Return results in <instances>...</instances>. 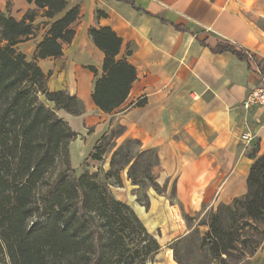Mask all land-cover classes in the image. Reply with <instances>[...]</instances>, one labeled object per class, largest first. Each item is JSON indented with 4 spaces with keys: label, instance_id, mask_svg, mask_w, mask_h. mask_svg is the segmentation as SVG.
<instances>
[{
    "label": "trees",
    "instance_id": "16d2710c",
    "mask_svg": "<svg viewBox=\"0 0 264 264\" xmlns=\"http://www.w3.org/2000/svg\"><path fill=\"white\" fill-rule=\"evenodd\" d=\"M69 1L35 0L45 19L64 14L44 25L32 60L17 46L35 36L37 12L29 10L20 20L0 13V264H153L161 246L134 211L116 200L84 163L72 168L69 145L77 134L58 112L80 116L83 105L64 91H48L47 76L37 64L59 58L62 43L72 41L79 8L67 9ZM120 1L134 6L132 0ZM89 35L103 53L102 75L91 99L99 111L110 114L125 103L136 72L117 60L121 39L110 28L91 29ZM211 52L257 65L253 55L237 46L218 44ZM87 69L97 76L94 67ZM122 132L117 127L104 134L88 158L101 161L106 146ZM256 152L249 153L253 162L245 194L200 219L197 226L207 227L204 235L194 228L169 246L177 264H184L179 254L193 252L199 253L194 264H241L264 256V154L256 157ZM158 163L154 150L126 140L113 152L104 177L120 185L119 173L128 168L131 184L143 188L149 181L156 190L151 173Z\"/></svg>",
    "mask_w": 264,
    "mask_h": 264
},
{
    "label": "crops",
    "instance_id": "0c3cea01",
    "mask_svg": "<svg viewBox=\"0 0 264 264\" xmlns=\"http://www.w3.org/2000/svg\"><path fill=\"white\" fill-rule=\"evenodd\" d=\"M132 1L134 6L120 0H70L67 9L79 8L71 25L72 41L62 43L59 58L37 64L43 73L49 60L67 64V75L50 79V73L45 74L47 86L50 92L76 96L87 111L84 122L96 116L91 139L114 126L122 127L119 145L137 140L142 150L156 152L162 182L174 177V205L169 221L160 222L151 235L173 243L194 228L206 233L207 227L197 226L198 221L218 205H229L245 194L253 162L249 153L257 148L256 157L264 154V106L238 110L264 76L259 62L264 56V0ZM34 2L0 0V13L7 11L20 20L29 10L36 11L33 26L44 22L43 32L46 23L64 14L45 19L44 10ZM104 27L121 39L117 60L126 61L136 72L125 103L110 114L99 111L91 99L95 80L102 75L103 53L94 46L89 31ZM218 44L243 49L256 58L257 65L249 66L229 53H212ZM88 67L96 69V77ZM140 101L141 107L134 106ZM60 113L73 132L81 128L73 116ZM245 131L252 137L248 145L240 141ZM75 143L76 139L69 147L72 168L81 166L86 154ZM186 218L193 219L190 227ZM160 246L154 264H176L169 257L171 250L164 258L165 246Z\"/></svg>",
    "mask_w": 264,
    "mask_h": 264
},
{
    "label": "rangeland",
    "instance_id": "374dc122",
    "mask_svg": "<svg viewBox=\"0 0 264 264\" xmlns=\"http://www.w3.org/2000/svg\"><path fill=\"white\" fill-rule=\"evenodd\" d=\"M9 7V4H7V8ZM7 11H5L3 14H6ZM42 24L44 22L38 21L35 23V27L38 26L37 29H35V36L28 41H25L21 43L20 45L17 46V49L21 51L22 53L25 54L26 58L28 60H32L35 55V49L37 42L41 39V37L44 35L43 28H41ZM264 56L259 57V60H261ZM67 75L69 72L68 66L65 62H63L62 59H57V60H49L47 62V66L44 68V74L50 73V76L48 78H54L56 76L61 75L64 73ZM49 80V79H48ZM260 82L252 89L247 92L245 95L243 101L241 102L240 106L238 107L239 112H244L242 110V103L246 99L247 95L251 93L254 89L258 88L260 86ZM46 88L48 91L49 88L46 83ZM76 97V96H75ZM82 103V102H81ZM83 105V104H82ZM85 107L83 105V113H85ZM61 111L58 112V115L62 118V114L60 113ZM87 112V111H86ZM83 113L80 116H73L74 121L80 123L81 128L77 129V137H76V143L74 144L75 147H78L82 150H85L86 154H83V160L85 168L89 174L93 175L95 174L102 183H105L107 185L108 190L112 194V196L128 205L136 214L138 219L141 221L143 226L146 228L149 234H152L154 232L155 227H157L160 222H165V220L169 221L171 218V212H172V206L174 205L172 198H173V178L170 177L165 180V182H162L161 179V169L159 166V163L157 166H155L152 169V178L153 181L157 184V189L155 190L153 187H151V183L149 181H144V187L141 188L140 186H136L131 184V181L128 178V168L123 169L119 173L120 177V185H117V182L115 178L112 177H104L105 173L109 171L110 168V162L112 158L113 152L116 150V148L119 146L117 143V139H115L113 142H110L106 146L105 153L102 156L101 161L96 162L92 161L88 158V154L92 152V149L96 145L97 141L101 138V136H96L95 138L91 139V134L95 132L96 124L94 123L96 116L91 115V120L90 122H84L82 120ZM89 113V112H88ZM65 119V118H64ZM117 127L114 126L111 131L116 130ZM246 132V131H245ZM108 134V133H106ZM242 135V134H241ZM240 141L241 137H240ZM73 146V145H72ZM70 147V145H69ZM140 149L142 150L141 146ZM76 152V150H75ZM77 153V152H76ZM77 158V157H76ZM71 164V161H70ZM73 167V166H72ZM62 168L61 165L57 167V171ZM80 166L74 167V169L78 170ZM146 197V198H145ZM148 202V207H145L144 204ZM176 209V208H174ZM206 219L202 218V221ZM197 220V219H196ZM173 221L172 223L175 225ZM185 224L187 223V226L190 227L191 224H193L190 221H184ZM204 235V231L200 232V235ZM201 235V236H202ZM158 243L162 244L165 246V254L164 258H166L165 255H167V249H169V246L173 243H169L165 240H157ZM159 244V245H160ZM171 250V249H169ZM182 262L184 264H194L195 262L197 263V259L199 256V253L193 252L191 254H179ZM171 256L173 262L174 257H173V251L171 250V254L169 253V257ZM161 260V259H160ZM157 262V260H154V263ZM243 264H264V256H260L254 259L246 258L243 261ZM153 263V264H154ZM176 263V262H175ZM146 264H151V263H146ZM157 264V263H156ZM177 264V263H176Z\"/></svg>",
    "mask_w": 264,
    "mask_h": 264
},
{
    "label": "built area",
    "instance_id": "2783aa9c",
    "mask_svg": "<svg viewBox=\"0 0 264 264\" xmlns=\"http://www.w3.org/2000/svg\"><path fill=\"white\" fill-rule=\"evenodd\" d=\"M261 64L264 65V57L259 60ZM264 106V76L261 78V84L258 88L254 89L251 93H249L242 103V110L248 111L252 107H262ZM241 140L245 144H249L252 140L249 132H244L241 135Z\"/></svg>",
    "mask_w": 264,
    "mask_h": 264
}]
</instances>
